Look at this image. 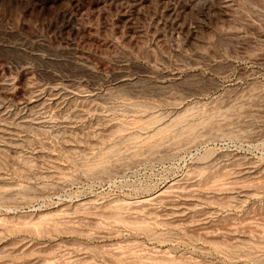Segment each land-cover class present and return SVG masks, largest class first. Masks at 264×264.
<instances>
[{
    "label": "rangeland",
    "instance_id": "374dc122",
    "mask_svg": "<svg viewBox=\"0 0 264 264\" xmlns=\"http://www.w3.org/2000/svg\"><path fill=\"white\" fill-rule=\"evenodd\" d=\"M0 264H264V0H0Z\"/></svg>",
    "mask_w": 264,
    "mask_h": 264
}]
</instances>
